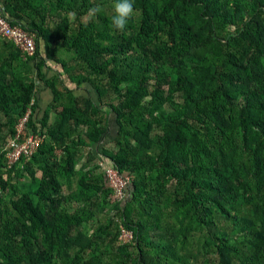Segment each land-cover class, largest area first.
Returning <instances> with one entry per match:
<instances>
[{
	"label": "trees",
	"instance_id": "1",
	"mask_svg": "<svg viewBox=\"0 0 264 264\" xmlns=\"http://www.w3.org/2000/svg\"><path fill=\"white\" fill-rule=\"evenodd\" d=\"M114 3L0 0L36 48L24 58L0 37V264H264V0H134L123 31ZM29 110L21 140L46 139L7 169ZM91 147L97 166L77 170ZM104 168L133 178L122 204ZM108 199L116 225H93Z\"/></svg>",
	"mask_w": 264,
	"mask_h": 264
},
{
	"label": "built area",
	"instance_id": "2",
	"mask_svg": "<svg viewBox=\"0 0 264 264\" xmlns=\"http://www.w3.org/2000/svg\"><path fill=\"white\" fill-rule=\"evenodd\" d=\"M0 37H6L13 41L15 47L20 51L24 58L32 56L35 53V43L33 37L27 34L20 27H9V25L0 17ZM30 115V110L18 121L16 127V139L6 143L2 150L6 160L7 169L17 164L21 158L29 160L40 148L46 137L29 135L21 140V135L26 130V123ZM20 140V141H18ZM106 186L111 191V200L122 204L128 197L127 191L131 187L133 178L129 175H120L116 170L104 168ZM133 236L130 232L120 228L118 241L122 245L131 243Z\"/></svg>",
	"mask_w": 264,
	"mask_h": 264
},
{
	"label": "crops",
	"instance_id": "3",
	"mask_svg": "<svg viewBox=\"0 0 264 264\" xmlns=\"http://www.w3.org/2000/svg\"><path fill=\"white\" fill-rule=\"evenodd\" d=\"M50 103H51V100L49 98L48 95H46V93H39V95L36 97V106H37V114H39L38 116H41V115H49L52 120L51 122H49V124H53V115H52V111H51V108H50ZM102 146H106V149L108 146H111L110 144L106 145V144H103ZM93 152V147L91 148H87L85 150L82 151V156L80 157V161L78 162V167L77 170H82V171H87V172H90L94 167L97 166L98 162L95 158V161H90L87 159V154L89 152ZM108 150V149H107ZM56 159H60L61 157V153L60 151H56L54 153ZM94 163V164H93ZM30 174H34L35 175V179L37 181H39L41 179V173L40 172H37L35 171V168L33 169V171H29ZM86 174V173H85ZM31 175L29 176L27 173H24L23 176H22V184H21V190L24 192H30V190H34L36 189V186L34 188V185L33 183L31 182Z\"/></svg>",
	"mask_w": 264,
	"mask_h": 264
},
{
	"label": "rangeland",
	"instance_id": "4",
	"mask_svg": "<svg viewBox=\"0 0 264 264\" xmlns=\"http://www.w3.org/2000/svg\"><path fill=\"white\" fill-rule=\"evenodd\" d=\"M87 19H88L87 17L84 18V20H87ZM92 99L91 100L98 105V102H97L98 98H97L96 93H94V95L92 96ZM102 99H103L102 107H101L102 113H106L108 115V108H109L108 105H116V99L114 98V96H112L111 92L108 93L107 97H104ZM175 102L176 103H180V101L177 100V99H175ZM109 121L112 122L111 115H109ZM1 144H2V142L0 143V145ZM111 148H112L111 146L107 147L108 150H111ZM112 150H114V149H112ZM112 152H114V151H112ZM4 180L8 181L7 176H4ZM11 183L15 184L17 186V188L19 189V192L22 191V190H20L21 189V184H22V180L21 179L19 180V178L18 179L17 178H12L11 179ZM34 185H36L35 182H34ZM75 190H76V188H75ZM106 202H107L106 205L103 204V211H102V213H100L101 215H99V217H97L98 219L93 221V225L98 223V220H99L100 224H102L103 226H106L109 222H115V225H116V221L118 220V218L116 216L115 204L112 203L111 201H109V199ZM150 236L151 237L154 236V232L153 231L150 232ZM154 246L157 247L158 243L155 242Z\"/></svg>",
	"mask_w": 264,
	"mask_h": 264
},
{
	"label": "clouds",
	"instance_id": "5",
	"mask_svg": "<svg viewBox=\"0 0 264 264\" xmlns=\"http://www.w3.org/2000/svg\"><path fill=\"white\" fill-rule=\"evenodd\" d=\"M114 14L111 16V26L117 31H123L126 29L129 19L134 14V0H115ZM101 6L96 5L87 10L86 15L91 19L94 18L100 11ZM70 18H75L76 13L70 12Z\"/></svg>",
	"mask_w": 264,
	"mask_h": 264
}]
</instances>
